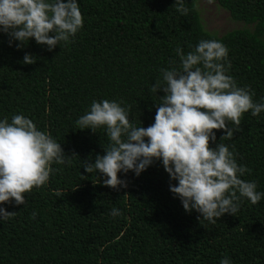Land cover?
I'll use <instances>...</instances> for the list:
<instances>
[{"label":"trees","instance_id":"1","mask_svg":"<svg viewBox=\"0 0 264 264\" xmlns=\"http://www.w3.org/2000/svg\"><path fill=\"white\" fill-rule=\"evenodd\" d=\"M196 1L184 0L185 16L176 0H77L83 27L52 51L34 38L21 49L19 41L9 46L0 31V120L21 114L66 155L77 154L70 164L54 163L59 171L25 193V205L0 204L17 212L0 220V264H220L224 257L231 264H264V197L256 205L241 198L236 216L225 214L213 225L185 211L161 161L139 176L118 173L128 183L119 191L83 169L82 161L94 162L110 141L106 128L80 130L76 121L92 101L107 99L123 102L135 126L152 125L164 93L151 88L163 81V69L180 68L177 47L187 54L201 40L222 42L229 50L227 74L264 103V0H208L244 25L219 36L203 28ZM25 54L36 62L22 63ZM214 131L211 146H228L252 170L241 179L264 193V112L245 113L231 139ZM114 208L121 215L113 217Z\"/></svg>","mask_w":264,"mask_h":264},{"label":"clouds","instance_id":"2","mask_svg":"<svg viewBox=\"0 0 264 264\" xmlns=\"http://www.w3.org/2000/svg\"><path fill=\"white\" fill-rule=\"evenodd\" d=\"M175 4L182 15L188 14L184 0ZM83 24L77 0H0V31L9 36V46L20 42L17 49L34 38L52 51L61 42H72ZM228 52L216 40H201L187 54L177 47L180 68L163 69V81L152 86V92L164 95L158 96L154 123L146 128L130 122L123 102L92 101L90 111L76 125L93 132L106 128L110 143L94 162L82 161L85 172L102 174L104 186L119 191L128 183L118 173L132 171L139 176L161 161L170 181L177 182L170 183L169 189L185 211L195 210L198 219L213 225L225 214L236 216L241 198L258 204L264 193L256 191L254 181L241 179L252 170L238 164L224 143L211 146L217 140L214 130L226 133L221 140L231 139L240 130L245 113L258 116L264 112V103L253 100L255 93L249 87H238L227 74L231 67ZM36 59L25 54L22 63L33 64ZM74 156L66 155L60 143L21 114L13 115L10 123L7 118L0 120V204L25 205V193L46 186L50 175L59 171L52 165L70 164ZM56 195L63 194L58 190ZM16 213L0 207V220H11ZM111 215L121 212L114 208ZM220 264L231 261L224 257Z\"/></svg>","mask_w":264,"mask_h":264},{"label":"rangeland","instance_id":"3","mask_svg":"<svg viewBox=\"0 0 264 264\" xmlns=\"http://www.w3.org/2000/svg\"><path fill=\"white\" fill-rule=\"evenodd\" d=\"M196 8L203 28L217 36L232 29L244 27L242 23L231 20L229 14L215 2L197 0Z\"/></svg>","mask_w":264,"mask_h":264}]
</instances>
